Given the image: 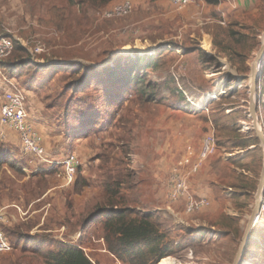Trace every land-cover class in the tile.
Listing matches in <instances>:
<instances>
[{"label":"rangeland","instance_id":"rangeland-1","mask_svg":"<svg viewBox=\"0 0 264 264\" xmlns=\"http://www.w3.org/2000/svg\"><path fill=\"white\" fill-rule=\"evenodd\" d=\"M131 1V15L108 20L103 17L107 6L83 16L66 0H0V34L14 46L5 61L8 73H0V109L5 91L18 87L50 161L26 153L18 133L0 125V156L9 154L22 169L5 166L0 171V233L10 243V250L0 251V264H43L32 250L20 249L21 235L81 247L94 264H123L107 252L97 219L84 241L79 219L104 200V184L112 180L120 183V193L138 212L156 213L167 227L182 228L180 235L193 234L182 250L166 259L177 264L235 261L264 167V150L249 113L251 67L263 44L264 0H251L245 7L221 0L214 8L196 0L185 9L169 0ZM56 5L67 11L63 33L51 26L50 11ZM16 44L26 50L24 61L35 68L20 80L10 72ZM160 45L166 46L164 66L150 80L156 87L150 95L162 102L155 106L159 108L133 106L138 100L125 97L120 109H111L101 89L76 83L72 92L78 89L74 95L88 108L80 117L69 114L71 92L64 94V88L75 78L56 67L78 63L101 71L115 59L154 58L163 50L155 55L147 51ZM260 74L257 114L264 131V59ZM179 93L186 100L182 110L164 106ZM196 100L200 108L190 104ZM86 121L90 124L85 129L80 124ZM207 135L215 137L216 152L188 182L193 196L209 205L186 216L185 201L168 200L171 175L189 150L192 163L197 161ZM244 142L250 147H242ZM69 155H76L82 167L72 184L64 176ZM219 159L224 162L223 178L212 172V163ZM54 167L53 174L44 175ZM81 178L88 186L77 193L75 183ZM169 209L175 217L160 211ZM252 235L243 264H264V211Z\"/></svg>","mask_w":264,"mask_h":264},{"label":"trees","instance_id":"trees-1","mask_svg":"<svg viewBox=\"0 0 264 264\" xmlns=\"http://www.w3.org/2000/svg\"><path fill=\"white\" fill-rule=\"evenodd\" d=\"M66 1L73 8L78 7L82 11L81 14L83 16H87L91 11L100 10L116 2V0ZM152 1L156 3L162 0ZM204 2L208 6L216 7L220 5L221 0H204ZM51 12L54 20L51 22V26L63 33L62 23L67 20L64 17L65 12H67L65 7L53 6ZM153 42L156 43L157 41ZM165 47L160 45L158 51H163L154 58L144 60L138 57L134 61L124 63H122L121 59H115L111 65L104 67L101 71L78 63L69 67H56L57 72L68 71L72 78H75L64 88V94L71 92V97L66 105L67 110L70 112L69 114H72L73 117H80L84 115L88 108L86 101L78 99L74 95L78 89H76V92H72L76 83L84 88L95 87L101 89L106 97L107 105L111 109L114 106L120 109L125 97H135L138 100L133 106L142 107L144 104L153 107L159 106L158 104L162 102L158 101L157 103L156 99L150 95L156 88L152 87L155 85H151L150 80L164 66L163 54L165 53ZM26 54V50L16 44L14 54L9 62L11 65L10 72L17 79L34 74V64L30 60L24 61ZM175 96L177 97L165 100L163 104L173 110H182L180 107L186 101L184 95L179 93V95L175 94ZM116 116V112L112 113L113 118H116ZM86 122H82L80 126L86 129L90 124L89 121ZM255 142H257V139ZM242 147L249 148L250 145L248 142H244ZM223 164L224 162L220 159L212 163V172L219 178L226 176ZM5 166L22 172L20 165L9 154L0 156V171ZM81 168V166L78 168V174ZM54 169H57V167H54L49 173H44V175L53 174ZM87 186V180L81 178L75 183V192L81 193ZM119 188L120 183L114 180L111 183L104 184V200L97 203L90 213L82 214L79 217L84 234L83 241L88 237L91 223L97 219L107 252L123 264H159L162 260L174 256L183 249L185 242L190 241L193 234L183 233L180 235L182 228L167 227L156 213L142 214L138 212L132 205V200L126 195L124 197L120 193ZM69 207L71 208V204H69ZM252 234L249 244L252 241ZM21 236L25 237H20L17 240L18 246L21 247L20 249L23 251L32 250L33 254H36L43 264H94L81 247L67 245L48 237ZM179 241L183 243H179ZM245 256L247 257V251Z\"/></svg>","mask_w":264,"mask_h":264},{"label":"built area","instance_id":"built-area-1","mask_svg":"<svg viewBox=\"0 0 264 264\" xmlns=\"http://www.w3.org/2000/svg\"><path fill=\"white\" fill-rule=\"evenodd\" d=\"M178 9H185L193 5L196 0H169ZM134 3L131 0H122L114 2L106 7L103 17L108 20L126 18L134 11ZM14 49L11 39L0 34V64L11 56ZM159 47L151 48L150 55H155ZM148 52V51H147ZM153 53V54H152ZM134 57V56H133ZM196 108H200L201 101L190 102ZM199 104V105H198ZM0 125L8 127L19 135L23 150L41 160L42 162L50 163L46 159V148L43 144L42 137L37 133L34 126L29 122V117L26 110V98L18 87L13 86L5 91L3 103L0 109ZM216 141L213 135H207L202 143L197 161L192 163L194 153L189 150L186 157L178 163L173 171L169 184L168 200L171 204L185 201L184 215L189 216L200 212L209 205L206 199H196L188 182V178L196 174L203 164L216 152ZM64 176L68 184L74 182L78 168L81 166V161L76 155H69L63 162ZM262 211H264V195L262 198ZM175 217V213L169 210H160ZM181 222V221H180ZM181 224H184L181 222ZM0 251L10 250V244L2 233H0Z\"/></svg>","mask_w":264,"mask_h":264},{"label":"water","instance_id":"water-1","mask_svg":"<svg viewBox=\"0 0 264 264\" xmlns=\"http://www.w3.org/2000/svg\"><path fill=\"white\" fill-rule=\"evenodd\" d=\"M264 59V43L262 44L260 50L257 53V56L252 64L251 67V83H250V118L253 122V128L256 132V136L258 140L260 141V146L264 150V131L260 125L259 116L257 114L258 110V98H257V90H258V84L260 82V64L263 63ZM264 195V167L261 173V177L259 180L257 192L255 195V207L252 211L251 216L249 217L243 238L241 240L238 253L236 255L235 261L233 264H243L245 261V255L246 251L249 245V241L251 239V234L253 229L255 228L256 224L258 223L261 213H262V198Z\"/></svg>","mask_w":264,"mask_h":264},{"label":"crops","instance_id":"crops-1","mask_svg":"<svg viewBox=\"0 0 264 264\" xmlns=\"http://www.w3.org/2000/svg\"><path fill=\"white\" fill-rule=\"evenodd\" d=\"M236 3H237V5L239 4L240 6L242 5V6H250V4H251V0H236ZM210 8H214V7H212V6H209ZM217 10H218V8H217ZM3 64V65H2ZM8 65H7V63H1L0 64V73H3V72H5V73H8ZM9 74H10V72H9ZM11 75V74H10ZM12 77V76H11ZM9 78V77H8ZM8 78H6V79H8ZM18 80H20V79H18ZM8 83L10 84V80L8 79ZM183 119H184V117H183ZM186 120V119H185ZM165 196H166V194H165Z\"/></svg>","mask_w":264,"mask_h":264},{"label":"bare ground","instance_id":"bare-ground-1","mask_svg":"<svg viewBox=\"0 0 264 264\" xmlns=\"http://www.w3.org/2000/svg\"><path fill=\"white\" fill-rule=\"evenodd\" d=\"M262 41H263V43H264V36L262 37ZM148 52H150V51H148ZM145 53H147V52H145ZM149 54V53H148ZM153 54V53H152ZM150 55V54H149ZM260 68V71L262 70V68H263V63L262 64H260V66H259ZM260 73V72H259ZM250 77H251V75H250ZM162 264H177V263H175L173 260H169V259H166V260H163L162 261Z\"/></svg>","mask_w":264,"mask_h":264}]
</instances>
